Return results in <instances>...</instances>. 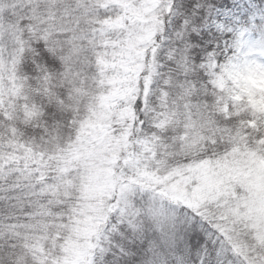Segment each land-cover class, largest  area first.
I'll list each match as a JSON object with an SVG mask.
<instances>
[{
  "label": "snow or ice",
  "instance_id": "obj_1",
  "mask_svg": "<svg viewBox=\"0 0 264 264\" xmlns=\"http://www.w3.org/2000/svg\"><path fill=\"white\" fill-rule=\"evenodd\" d=\"M0 264H264V0H0Z\"/></svg>",
  "mask_w": 264,
  "mask_h": 264
}]
</instances>
